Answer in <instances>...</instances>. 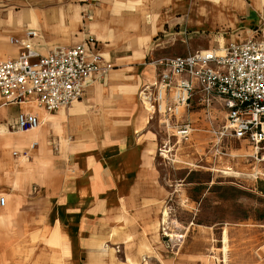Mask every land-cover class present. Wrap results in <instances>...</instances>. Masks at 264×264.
<instances>
[{
  "label": "crops",
  "instance_id": "crops-1",
  "mask_svg": "<svg viewBox=\"0 0 264 264\" xmlns=\"http://www.w3.org/2000/svg\"><path fill=\"white\" fill-rule=\"evenodd\" d=\"M29 33L36 34L31 42L41 54L90 37L113 69L104 79L94 77L80 99L54 114L32 102L6 103L0 95V129H10L1 117L12 119L16 140L0 137V196L6 198L0 212L23 201L17 195L22 188L24 202L36 187L41 203L36 214L24 204V212L13 215L24 228L17 232L36 234L42 243L29 260L24 238V264H172L162 248L167 196L156 162L166 132L138 97L156 78L146 62L264 38V0H0V61L17 58ZM193 36L206 38L207 47L186 54L175 46L181 54L160 56L166 38L189 45ZM100 112L104 120L94 128L89 119ZM21 113H34L40 127L21 133ZM52 127L60 139L51 145ZM46 157L51 165L43 171L38 164ZM13 249L7 238L0 242V264L11 263ZM200 253L187 248L177 264H191Z\"/></svg>",
  "mask_w": 264,
  "mask_h": 264
},
{
  "label": "built area",
  "instance_id": "built-area-1",
  "mask_svg": "<svg viewBox=\"0 0 264 264\" xmlns=\"http://www.w3.org/2000/svg\"><path fill=\"white\" fill-rule=\"evenodd\" d=\"M184 35L186 38L187 32ZM35 36L29 33L23 40L17 58L0 61V95L6 103L32 102L53 112L80 99L86 84L94 77H105L113 69L90 37L76 46L41 54L31 42ZM151 65L156 78L142 87L138 97L166 134L171 133L178 142L188 140L196 129L187 113L201 107L210 114L219 104L225 110V121L213 132L246 141L256 154L263 151L264 38L253 35L223 50L202 49L186 56L161 57ZM18 127L22 132L35 131L40 121L34 113H21ZM36 145L33 143L32 147ZM170 152L169 141L165 140L160 154L168 156ZM27 156L24 153L23 157ZM5 205L6 198L0 196V210ZM162 214L164 243L176 254L185 235L171 233L165 220L168 210Z\"/></svg>",
  "mask_w": 264,
  "mask_h": 264
},
{
  "label": "rangeland",
  "instance_id": "rangeland-1",
  "mask_svg": "<svg viewBox=\"0 0 264 264\" xmlns=\"http://www.w3.org/2000/svg\"><path fill=\"white\" fill-rule=\"evenodd\" d=\"M196 37H191L189 45L168 37L159 48V54H181L178 50L188 54L190 49L207 47L206 38ZM230 44L225 43V46ZM153 60L148 59L146 65L150 66ZM22 108L15 107L16 110ZM224 111L219 104H215L210 114L201 107H194L187 113L196 129L192 136L178 142L175 136L167 133L165 139L169 141L171 152L168 156L157 153V168L167 196L163 208L169 212L165 217L167 226L174 235H185L180 250L174 254L166 247L161 232L162 248L172 264L183 259L187 248L202 250L201 257L192 256L191 264H197L198 260L199 264H264V149L256 154L244 140L215 134L213 130L224 124ZM10 112L5 110L6 115ZM1 120L14 130L12 119L1 117ZM150 129L155 133L159 131L157 126H150ZM55 138L60 139L58 129L52 127L51 145ZM162 138L159 136L160 141ZM1 183L0 180V187ZM37 194L36 187L32 188L27 196L29 201L24 202L22 188L17 195L23 201L0 212V242L7 238L15 248L8 264H24V238L30 247L26 251L29 260L42 245L36 234L17 232L24 228L18 217L13 216L16 211L24 212V204L26 211L36 214L41 204ZM5 231L12 233L4 234Z\"/></svg>",
  "mask_w": 264,
  "mask_h": 264
},
{
  "label": "bare ground",
  "instance_id": "bare-ground-1",
  "mask_svg": "<svg viewBox=\"0 0 264 264\" xmlns=\"http://www.w3.org/2000/svg\"><path fill=\"white\" fill-rule=\"evenodd\" d=\"M103 120H104V116H103L102 112H100L97 115L91 116V118L89 119V122H90V125L95 128L97 126H100L101 121H103ZM43 124L44 125L47 124L46 119L43 122ZM42 132H43V128H41L36 133V136H41ZM21 133H22V131H21ZM14 134L15 133L13 131H11L7 126L6 127L4 126L0 129V137H2V138H6L8 140L16 141L15 138H13ZM44 146H45L46 151H49V144H48L47 139H45V141H44ZM50 165H51V160L46 157L45 159H41L39 161L38 167L40 170L44 171V170L48 169V167H50ZM29 169H32V167H29ZM11 185H13L14 188L16 189L18 184L16 182V183H12ZM5 195H6V193H5Z\"/></svg>",
  "mask_w": 264,
  "mask_h": 264
}]
</instances>
